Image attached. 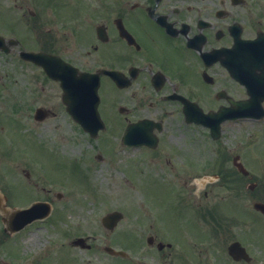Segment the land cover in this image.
Returning a JSON list of instances; mask_svg holds the SVG:
<instances>
[{"label": "flooded vegetation", "instance_id": "1", "mask_svg": "<svg viewBox=\"0 0 264 264\" xmlns=\"http://www.w3.org/2000/svg\"><path fill=\"white\" fill-rule=\"evenodd\" d=\"M0 20L23 26L35 34L41 40V51L53 53L81 70L97 73L98 109L104 129L113 137L106 138L94 150V158L99 151L103 152L101 158L112 157L114 148L120 147L122 142L116 135L123 133L127 124L146 120L148 128L144 134L148 137L143 139L144 143L124 145V150L135 158L128 171L134 172L144 183L153 181L152 184L173 188L174 182L170 179L174 172L177 175L188 173L190 167L198 166L194 157L199 155V146L206 149L207 144L213 142L210 137L202 141L196 136L207 128L188 123L184 116L186 110L217 112L235 103L251 108L253 101H247L251 95L264 94V0H0ZM18 30L15 27L6 31L16 33ZM25 37L30 39L27 33ZM226 64L231 65L230 70ZM260 104L264 109V98ZM41 108V125L57 117L74 129L79 127L62 103L59 82L51 80L43 70ZM239 121L242 119L222 121L218 141L229 131L230 122ZM173 127L179 130L178 134L168 132ZM250 131L252 134L247 140L250 151L239 145L233 134L226 149L218 144L219 151L224 153H218L220 160L212 173H217L219 180L222 177L231 186L241 181L248 187L258 177H253L244 158L253 151L256 138L264 139V131L257 127ZM0 155L1 163L3 155ZM238 158L249 170L247 174L239 172L234 165ZM177 159L183 164L175 166ZM150 164L155 172L161 173L160 181L150 178V171L144 172ZM0 166L2 179L8 167ZM7 175L12 176V170H8ZM204 186L199 185L200 189ZM33 188L41 191L37 183H33ZM42 189L44 194L37 199L55 206L51 195L57 197V193ZM255 189L258 188L255 186L247 193L248 198L264 200L260 191L253 192ZM0 193L1 204L7 210L25 205L16 204L14 188L6 192L0 189ZM203 194L208 196L205 190ZM221 205L247 209L234 201ZM213 208L221 210L216 205ZM3 215L0 209V264H13L12 239L22 235L28 226L14 230L4 224ZM252 218L251 214L245 217L251 242ZM217 222V230H226L219 213ZM198 226L201 227V219ZM71 229L72 226H67L59 235L68 237ZM152 237L153 243L161 241L156 234ZM262 243L261 260H257L251 246L245 256L235 258L220 249L201 246L196 249L194 245L192 256L184 252L175 255L157 245L158 249L142 251L138 264H264V235ZM47 252L41 250V264L51 257ZM96 258V262L104 263V256ZM57 261L93 264L91 260L80 262L75 251L55 256L54 262ZM113 261L118 259L113 258Z\"/></svg>", "mask_w": 264, "mask_h": 264}, {"label": "rangeland", "instance_id": "2", "mask_svg": "<svg viewBox=\"0 0 264 264\" xmlns=\"http://www.w3.org/2000/svg\"><path fill=\"white\" fill-rule=\"evenodd\" d=\"M0 26L5 30L14 29L15 27L20 28L19 25L7 23L3 20H0ZM12 54L16 55V53ZM10 55L0 54V146L4 149L10 148L14 158H19L18 160L24 163L25 166L28 165L31 169H36V173H32V178L39 180L41 186L44 185L63 193L61 200L52 196L57 201L56 207L63 203L73 202L74 205L70 209L69 218V210L67 212L66 209H59L50 218V221L61 226L71 223L72 226H78L79 234L94 235L96 238L91 241L96 244L94 249L99 251L103 250L102 247L108 241L118 244L115 246L127 247L133 250L131 245L135 244L140 237H142L144 243L145 237L149 233H158L163 239L172 242L177 241L181 248L175 243L173 248L175 252H179L180 249L189 250L187 236L194 235L193 232L198 230L195 213L188 204L178 202L174 188L170 185L152 184L153 181L144 183L142 180H138L141 185H137L138 177L136 175L128 180L115 166L116 163L122 165V160L117 159L116 162L109 159L106 162L92 160L90 153L97 147L98 142L96 140L88 141L87 135L81 130L75 129V131L74 128L64 124L57 117L48 120L49 124L44 125L33 120L28 112L32 111L31 108L41 104V70L31 63L21 61L18 57ZM57 88L55 89L57 90ZM113 89L111 87V90ZM19 107L22 109L18 110ZM22 114L24 115L21 116ZM60 123H63V125H60ZM231 127L233 133H236L239 130L236 127H241V124H231L229 128ZM3 129L4 132H2ZM168 132L178 134L179 130L173 127ZM106 137L107 135H102L100 137L101 142L105 141ZM41 139L46 142H54L62 155L55 148L50 147L52 145L45 144ZM38 141H41V143ZM238 141L240 143L239 139ZM64 156H67V158L73 157L72 159L75 160L77 167L73 164L66 165V162L61 159L66 158ZM258 156H263L262 145L252 153V157L257 160ZM9 162L17 166L21 165L18 161L12 162L9 160ZM174 163L177 164V160ZM150 165L148 168H144V172L150 171L148 172L151 175L150 178L156 177L161 180V173L155 172L152 164ZM38 171L41 174V180L35 178V174L39 173ZM17 179L5 175L1 182L6 188L17 190L16 204L21 205L27 202L33 193ZM175 179L180 183L182 177L179 176ZM41 181L50 183L42 184ZM70 188L72 193L69 190ZM178 193L180 195V192ZM216 193L227 195L228 188L218 187ZM183 196L184 194H181L180 199H183ZM216 199L215 202L220 199L219 195L216 196ZM231 202L233 203V200ZM157 207L160 208L157 209ZM113 209L121 210L124 217L115 228V232H108L101 225L100 218L104 213ZM158 210H160V215L157 216V223L161 232H164L169 239L164 238L156 226L155 215ZM231 211L244 213L245 216L248 215L246 209ZM249 212L253 213L251 221L259 226L254 232L259 233L262 237L264 219L252 210ZM231 220L235 221L234 218L229 219L227 225L232 223ZM234 223L240 224L239 227L248 226L247 222L235 221ZM205 224L211 227L208 220H205ZM31 230L34 232L24 233L20 239L17 237L12 239L14 258L21 256L18 241L23 245V254H26L32 248L40 245L41 242L61 238L59 235L61 231L58 228L54 237L55 231L50 226L41 228V225H38V228L32 227ZM248 240L252 241L251 238H248ZM211 241V239L206 240L207 243ZM208 248L211 249L212 247L208 246ZM71 250L73 248L68 244L55 243L50 253L51 257L46 260L45 264H68L69 262L60 263L59 261L54 262V260L55 256H62ZM83 252L80 254L82 259L85 260L86 255ZM30 263L41 264V254L33 257ZM114 264L131 263L120 259Z\"/></svg>", "mask_w": 264, "mask_h": 264}, {"label": "water", "instance_id": "3", "mask_svg": "<svg viewBox=\"0 0 264 264\" xmlns=\"http://www.w3.org/2000/svg\"><path fill=\"white\" fill-rule=\"evenodd\" d=\"M21 55L24 58H29L35 61L37 64H41V52L40 53H33V52H22ZM48 73L58 78L60 77L63 81V86L66 91L64 95V100L68 103V106H70L71 112L75 114V116H79L80 114H88L90 118L92 117H98V113L96 111V102H97V86L98 82L97 80H93L92 77L86 76V75H79L75 76L74 72L69 77L68 81H65L63 77H61L60 73L56 70L55 65L48 67V65L45 66ZM90 97V100L94 101L92 104L91 101H89L84 107L85 109H81V102L79 101L77 104V108L74 107L76 105L77 100H82L85 98L87 99ZM69 108V107H68ZM37 115L41 116V110L37 111ZM78 120L85 126L86 129L90 130L91 133L95 134L99 126H101L100 122L99 125H97V120H94L95 123L92 126L91 120H84L81 118H78ZM264 212V207H259ZM38 210H36V206L31 209H27L22 211V216L20 215V218L28 219L34 216L37 213ZM120 217V213L113 212L109 213L104 217L103 222L107 226L111 227L115 223V221Z\"/></svg>", "mask_w": 264, "mask_h": 264}]
</instances>
